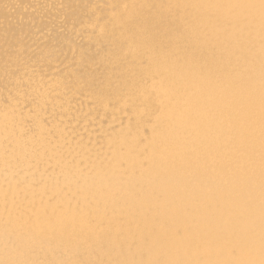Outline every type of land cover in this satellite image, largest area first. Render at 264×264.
<instances>
[{
	"label": "bare ground",
	"instance_id": "obj_1",
	"mask_svg": "<svg viewBox=\"0 0 264 264\" xmlns=\"http://www.w3.org/2000/svg\"><path fill=\"white\" fill-rule=\"evenodd\" d=\"M0 264H264V0H0Z\"/></svg>",
	"mask_w": 264,
	"mask_h": 264
}]
</instances>
